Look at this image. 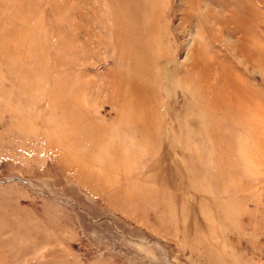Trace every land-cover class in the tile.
<instances>
[{"label": "rangeland", "instance_id": "1", "mask_svg": "<svg viewBox=\"0 0 264 264\" xmlns=\"http://www.w3.org/2000/svg\"><path fill=\"white\" fill-rule=\"evenodd\" d=\"M0 264H264V0H0Z\"/></svg>", "mask_w": 264, "mask_h": 264}]
</instances>
